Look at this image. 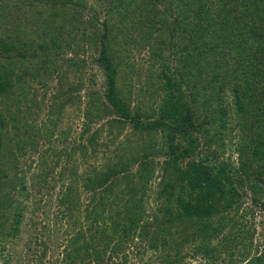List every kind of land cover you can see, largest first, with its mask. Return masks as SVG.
I'll use <instances>...</instances> for the list:
<instances>
[{
  "label": "trees",
  "instance_id": "16d2710c",
  "mask_svg": "<svg viewBox=\"0 0 264 264\" xmlns=\"http://www.w3.org/2000/svg\"><path fill=\"white\" fill-rule=\"evenodd\" d=\"M95 1L105 11L99 27L96 14L82 17L88 0H35L29 28H10L4 21L20 9L5 14L12 0H0V222L9 225L0 236L16 246L23 225L27 245L25 261L10 246L4 264H126L132 254L143 261L145 247L159 253L143 264H180L191 242L208 264L224 248L229 257L240 248L244 264H264V247L246 254L254 230L235 215L249 195L264 213V0ZM83 43L97 49L92 60L105 81L81 108L74 83H62L77 63L58 56ZM145 47L159 65L136 89L141 73L128 56ZM53 72L61 81L47 100ZM227 91L236 115L222 104ZM81 117L77 139L65 144ZM45 124L57 143L42 149L33 174L47 193L59 188L50 221L64 220L65 239L56 237L55 249L41 239L39 205L10 194L27 188L24 169ZM139 145L142 155L132 156ZM51 252L61 254L51 261Z\"/></svg>",
  "mask_w": 264,
  "mask_h": 264
},
{
  "label": "rangeland",
  "instance_id": "374dc122",
  "mask_svg": "<svg viewBox=\"0 0 264 264\" xmlns=\"http://www.w3.org/2000/svg\"><path fill=\"white\" fill-rule=\"evenodd\" d=\"M29 1H35V0H16L13 2H7L6 6H5V14H9L11 12V5H12V9L15 10L17 8V6L20 9L19 15H16L12 18H8L7 21L5 20L4 23H7L8 26H10V28H14V26L17 27H22L23 25H25V23H28V28L30 25V21L31 19L36 15V10L31 7L30 4H28ZM40 7H42V5H40ZM13 12V11H12ZM16 12V11H15ZM83 15L82 17H84V20H88L89 18H92L91 15L96 14L98 17V22L96 23L97 26H100L101 21L103 20L104 16H105V11L104 9L101 7H99V5L96 3V1L94 2V0H88V4L87 7L85 8V10H83ZM18 16V17H16ZM26 18V21L21 22L19 21L22 18ZM89 21H91L89 19ZM93 21V18H92ZM83 47H78L76 48V51H65L64 54H60L58 56V59L63 63H66L67 59L72 58L73 62L77 63L75 70H69L68 73L65 72V75L67 76V78L63 77L62 83L65 81V83H69L71 84V82H73L74 84L72 85L73 87H75V91H74V98L78 96H80V107L84 108L85 107V103L87 100V95L88 92L90 91H94V92H98L99 94H102L104 91V79L105 76L102 72V70L96 65V63L92 60L98 53L96 48L91 47L90 45H86L85 43L82 44ZM91 47V48H90ZM73 53H76L73 54ZM134 53V52H133ZM130 53L129 54V61L133 62V69L135 70V72H140L141 76L137 77L138 74L134 75V82H135V88L138 89L140 87H143L144 82L147 81L148 75L146 76V73H155L156 68H158L159 65V58L157 57H151V53L149 51V48L145 47L144 49H142L141 51L136 50L135 54ZM127 57V58H128ZM84 62V63H82ZM167 64H169L171 66L172 69H175L176 65H174L173 63H170V60H166ZM156 65L154 66L153 64ZM82 64L84 65V67H82ZM152 65L154 67H152ZM63 68L67 69V66L64 65ZM146 76V77H145ZM46 83L45 86L47 87V89L45 90L46 94H45V98H47V100H50L52 97V95L54 94V91L57 88L58 83H60V78H59V73L58 72H53L51 74L48 75V77H46ZM82 84H81V82ZM157 82V80H156ZM80 86V87H79ZM79 87V88H77ZM242 91L239 92V94ZM224 96L222 98V104H224V106H229L232 110V114L236 115V106L234 103L235 100V96L232 94L231 91H227L223 93ZM138 97V93L134 92L133 94V99L134 101L131 103L132 106H134L135 104V99H137ZM144 99H147V96H144ZM159 98V95H158ZM143 99V100H144ZM219 98H217L218 100ZM40 114V113H38ZM41 114H43V118L45 120H47L46 118V109L44 108L43 111L41 112ZM82 117L81 119H79V121H77L76 125H73V129L70 132V138L66 143H72L73 141H75V139H77L79 131L81 129V121H82ZM233 120V119H232ZM234 121V120H233ZM64 122H65V117H64ZM236 127V126H235ZM234 127V128H235ZM43 129V133L41 137V140H38L40 142V145L38 147H40V149L33 154V165L31 166V169L25 167V176H26V181H25V186L27 187L26 189H24L25 191H23V189H17L16 191L11 192V196H13L12 200L14 201H18L21 203H27L29 202L28 207L31 209L33 208V206L35 205H39V211L36 212V215L38 216V218H36V220L38 219L39 223H38V227L42 229V231L44 232V235L41 237V239H43L47 246L50 248L52 245V248L55 249L56 246L58 244V240L56 239V237L61 236L63 238V240L65 239V234L64 233V227L60 228L59 224H64V220H61L60 223L58 224H54V222L50 221L52 219H54V217L56 216V212H58L60 209L58 208V204L56 203V194L59 191V188L57 187L52 194H49L46 192V190L48 188H44L42 187V183L43 181L41 180L42 177H37L35 176L33 173L36 174V172L33 170V168L37 167L38 162H37V158L39 157L40 153L42 152V149H45L46 147H52L54 145H56L57 140L56 137L54 135L49 136V138H47L46 136L50 133V128L48 125H44L42 127ZM237 131V128H235L234 130V135L235 132ZM156 136H159L160 134L155 133ZM121 139H123L121 137ZM141 146L139 145V147L135 150V152L133 153L132 156H136L138 155H142V153L139 151V148ZM155 160L157 161L156 165H157V172L159 173V176L161 174L160 171V166H162V161L164 159V154H159L158 156H154ZM30 161V160H29ZM57 170H54V173L56 174ZM33 174V176H32ZM158 176V177H159ZM158 177L155 179V181H153L151 183V185H153L156 180L158 181ZM37 179V180H36ZM31 181H35V186L32 187V182ZM31 183V186H30ZM29 190V191H28ZM250 196V195H249ZM249 196H245L244 198V207L243 209H240L238 211L236 215V219L240 222L243 221L246 226V229H250L251 227H253L252 229H250V231L254 230L253 236H252V248H250L249 246H247V248H245L246 250V254L249 253L248 256H252V254L255 252V249H257L258 251H260L263 247H264V213L261 212L260 210L254 208L251 204V201L249 199ZM83 200H87L85 194H82L81 196ZM11 200V201H12ZM38 202V203H36ZM14 203H12L13 205ZM233 212V211H232ZM231 212V213H232ZM27 217H30V212L29 215ZM0 223H6V220L4 218L1 219ZM4 227V229H3ZM2 228H0V234L1 232H3L5 229L8 230L9 225L8 223L4 224ZM238 228H242V226H237ZM26 228V226H23L20 228L21 233H19V239L20 241L16 242L15 245L16 246H12L11 244V239L12 238H6L3 239L0 236V244L1 243H7L6 247L3 248L4 250H0V264H4L3 260L6 254H8L9 251L12 252L10 248V246L12 247V249L14 248L16 253H23L21 254V259L23 261L26 260L27 256L25 254V247L26 245V239H25V232L24 229ZM62 229V230H61ZM225 233L227 232V228H225ZM49 238L52 239L53 242H49ZM134 239H138L141 240L140 238L135 237ZM50 243V245H49ZM197 244V243H196ZM214 244H217V242H215ZM54 246V247H53ZM195 246L194 242L191 243H185L184 246H182V252L181 255L183 256V258L180 261V264H208L209 260H207L203 253H196V254H192V247ZM240 248H236L235 254L232 256H228L229 251L228 249H223L222 254L219 256L220 259L215 260L214 264H235L236 262L238 264H244L245 261L244 260H238L239 259V255H238V250ZM24 251V252H23ZM159 251L149 248V247H145V251H144V256H143V261H140L136 255L132 254L130 256V258H128V261L126 262V264H143L146 263L148 261H152L154 260V258L157 257ZM61 253H56V254H52V252L49 254L50 256L48 257V259L54 260L55 256L60 255ZM247 257V256H246ZM245 257V258H246ZM58 258V257H57ZM60 258V257H59ZM180 260V259H179Z\"/></svg>",
  "mask_w": 264,
  "mask_h": 264
}]
</instances>
